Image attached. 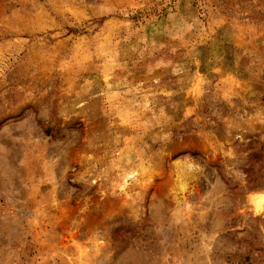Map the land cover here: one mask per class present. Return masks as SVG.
Returning <instances> with one entry per match:
<instances>
[{"label":"rangeland","instance_id":"rangeland-1","mask_svg":"<svg viewBox=\"0 0 264 264\" xmlns=\"http://www.w3.org/2000/svg\"><path fill=\"white\" fill-rule=\"evenodd\" d=\"M0 264H264V0H0Z\"/></svg>","mask_w":264,"mask_h":264},{"label":"trees","instance_id":"trees-1","mask_svg":"<svg viewBox=\"0 0 264 264\" xmlns=\"http://www.w3.org/2000/svg\"><path fill=\"white\" fill-rule=\"evenodd\" d=\"M47 132H49V130H47Z\"/></svg>","mask_w":264,"mask_h":264}]
</instances>
